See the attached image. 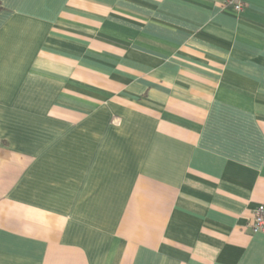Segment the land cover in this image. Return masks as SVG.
<instances>
[{
  "label": "crops",
  "instance_id": "0c3cea01",
  "mask_svg": "<svg viewBox=\"0 0 264 264\" xmlns=\"http://www.w3.org/2000/svg\"><path fill=\"white\" fill-rule=\"evenodd\" d=\"M0 0V264H264V0Z\"/></svg>",
  "mask_w": 264,
  "mask_h": 264
},
{
  "label": "built area",
  "instance_id": "2783aa9c",
  "mask_svg": "<svg viewBox=\"0 0 264 264\" xmlns=\"http://www.w3.org/2000/svg\"><path fill=\"white\" fill-rule=\"evenodd\" d=\"M245 6V0H223L222 7H230L240 13ZM247 228L254 234L264 232V206H258L247 223Z\"/></svg>",
  "mask_w": 264,
  "mask_h": 264
}]
</instances>
